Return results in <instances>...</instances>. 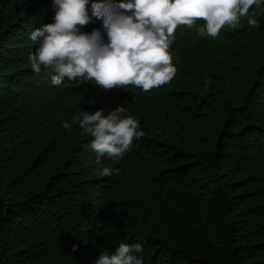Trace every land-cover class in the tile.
Masks as SVG:
<instances>
[{"label": "trees", "instance_id": "trees-1", "mask_svg": "<svg viewBox=\"0 0 264 264\" xmlns=\"http://www.w3.org/2000/svg\"><path fill=\"white\" fill-rule=\"evenodd\" d=\"M253 13L258 26L244 17L216 37L198 35L202 20L178 26L170 83L104 92L32 70L29 35L53 22L52 0H0V264H94L120 243L142 244L143 264H264V12ZM118 106L145 134L97 163L73 118Z\"/></svg>", "mask_w": 264, "mask_h": 264}, {"label": "clouds", "instance_id": "clouds-1", "mask_svg": "<svg viewBox=\"0 0 264 264\" xmlns=\"http://www.w3.org/2000/svg\"><path fill=\"white\" fill-rule=\"evenodd\" d=\"M262 4L264 0H52L53 22L29 35L37 45L30 65L37 74L47 70L53 86L85 80L104 92L128 85L148 92L176 76L169 49L178 26L191 28L202 20L198 35L216 37L223 26L233 28L244 17L258 26V13L250 16L249 10L256 6L264 12ZM93 18L102 20L101 28L83 31ZM125 113L118 106L107 115L104 109L94 114L82 110L73 118L92 137L89 148L97 163L103 157L122 158L144 136L139 121ZM71 126L68 121L62 125L66 130ZM110 174L108 167L99 171ZM142 253L140 243H120L94 264H143L137 255Z\"/></svg>", "mask_w": 264, "mask_h": 264}]
</instances>
